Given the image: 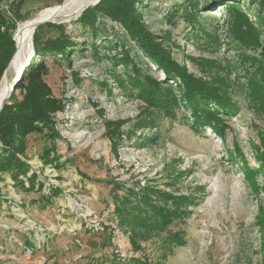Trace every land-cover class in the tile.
Returning a JSON list of instances; mask_svg holds the SVG:
<instances>
[{"label": "rangeland", "instance_id": "374dc122", "mask_svg": "<svg viewBox=\"0 0 264 264\" xmlns=\"http://www.w3.org/2000/svg\"><path fill=\"white\" fill-rule=\"evenodd\" d=\"M197 1L195 24L184 16L188 0H142L137 8L189 74L231 85L237 113L218 114L223 135L196 128L180 103L147 102L140 89L149 84L146 77L164 89L158 98L170 89L179 101L182 86L168 80L116 21L100 17L94 33L73 17L35 33L40 48L62 35L50 25H63L70 44L65 57L39 53L34 45L18 81L43 64L35 83L49 112L21 128L15 119L16 152L0 141V160L12 153L22 167L0 169V264H264V95L260 103L247 96L248 80L264 63V35L260 48H247L228 23L237 3L261 28L256 18L264 15V0H219L208 8L213 0ZM61 4L24 0L20 17L6 0L0 9L14 24L15 38L22 23ZM204 32L214 43L207 45ZM126 52L134 64L117 62ZM17 72L13 68L8 80ZM16 86L6 103L22 117L30 84ZM130 200L141 202L150 224H160L165 212H188L165 231L143 233L119 217ZM175 233L183 235V246L166 242Z\"/></svg>", "mask_w": 264, "mask_h": 264}, {"label": "trees", "instance_id": "16d2710c", "mask_svg": "<svg viewBox=\"0 0 264 264\" xmlns=\"http://www.w3.org/2000/svg\"><path fill=\"white\" fill-rule=\"evenodd\" d=\"M4 1L5 0H0V4ZM6 1L10 11L13 12V15L15 17H20L19 13L24 0ZM57 1L63 3L65 0ZM188 1L190 2L188 3L190 10L188 7L184 16L189 24H195L197 23L196 14L198 10V1ZM217 2H219V0H213L212 2L206 3L204 7H212L216 5ZM141 3H143L142 0H102L98 5L84 11L83 14L75 20V23H79L82 25L81 28H89L95 33L94 30H97L98 28L96 23L99 21L100 17H107L112 21H116L124 28L127 34H129V36L136 41L140 50H142V52L149 57L159 69H162L165 72L168 80H172L174 82L178 81L182 86L181 90L183 94H181L179 101L177 100V97H173L169 94L170 89H166V91H168L167 95L160 96L158 98V93H161V90L164 89L160 87L158 82H154L152 78L146 77L149 84L142 82L140 89H142L141 93H143L146 97L145 99L147 102L151 105H158L161 107H171L173 105L178 107L181 104L191 110L194 126H196V128L206 125L216 134L223 135L225 133L226 126H223L225 125L223 119L217 118L218 114L221 112L228 113L230 115L237 113V106L233 101H231L228 95V89L230 90L231 85L224 83L223 81L221 82L220 80H213L210 83L198 80L193 75L189 74L183 65L175 62L170 53V46H163L164 42L163 44L159 43L157 41L158 38L154 37L149 32L143 21V17L137 8V5ZM256 19L261 28H258V26H256L247 15H244L243 12L240 11L239 4L233 3L228 23L234 37L247 48H253L252 46L255 44L256 47L253 49L261 47V45H258V41H261V36L264 35V15L259 16ZM50 26L59 29L62 34L61 37L54 40H47L44 42L43 46L39 48V43H41L40 38L38 34H35V49L39 51V53H58L65 57L67 54L66 46L70 44L69 40L62 38L65 32V26ZM13 29L14 24L7 18L6 13L0 9V82L3 79L5 71L16 52V45L13 40ZM38 30L39 28L35 33H37ZM204 35L205 37H208L206 40L207 45H209L211 41L214 43V36H211L210 33L207 32H204ZM166 38L168 40L171 39L170 33H167ZM123 57V59H118L117 62L134 64L133 60H130L128 52L124 53ZM42 67L43 64H40V66L38 65L37 67L32 68L26 74L23 82L18 83L16 86V89L18 90L19 88H22L26 82H29L30 84V87H28L30 100L28 99L27 101L28 106L24 107L22 117L20 115H16V112L14 113L12 108L8 106L7 103L4 105L3 110L0 113V141L7 147L6 150L16 152L14 149L15 144L13 139L17 135L15 128L16 118L18 120L21 119L23 122V125L20 126L21 128L24 125H32L38 119L48 117L47 114L49 111L46 109V105L49 101H46L45 97L44 99L42 97L43 87L40 84L35 83V81L39 79V73ZM136 78H139V74H136ZM117 80L122 84L123 80L121 81L119 78ZM134 80L135 79L132 81L133 84L136 83ZM247 88V96L250 97V100L252 102L260 103V100L262 99L261 97L264 95V63L255 67L254 76L248 80ZM208 105H211V108H209ZM212 105L214 106L212 107ZM169 115H171V113H169ZM171 116H174V113ZM11 155L12 156H9V158H1L0 169L2 171H9L14 168L22 171V167L15 164L14 155L12 153ZM248 176L253 175L248 174ZM253 188L257 189L255 184ZM145 200L148 201V198ZM189 201L186 205L192 206L193 202ZM127 204H130V202ZM140 205L141 202L131 201L129 207L119 208L124 211L123 213L121 212L122 214H119V217L122 219L124 225L130 226L133 230L143 233H151L153 229H162V231H165L170 224L177 219H181L188 212V210L184 211L183 209H178L174 212H165V214L161 215L160 224L159 221H157V224H150L147 219L143 217L146 209L141 208ZM166 242L168 244H174L176 247L183 246L185 243L183 235L178 233L168 236L166 238Z\"/></svg>", "mask_w": 264, "mask_h": 264}, {"label": "bare ground", "instance_id": "6f19581e", "mask_svg": "<svg viewBox=\"0 0 264 264\" xmlns=\"http://www.w3.org/2000/svg\"><path fill=\"white\" fill-rule=\"evenodd\" d=\"M98 0H67L59 7H53L44 10L32 20L22 23L15 35L16 45L18 48L17 54L13 58L6 74L0 82V107L11 96L12 93V80H8L9 72L15 68L18 69L16 76L22 72L23 68L29 62V55L32 53L33 36L35 34V24L41 21H51L52 23L59 22L61 19L73 16L74 19L80 17L85 7H89L97 3ZM77 20V19H76ZM26 70V69H25Z\"/></svg>", "mask_w": 264, "mask_h": 264}, {"label": "water", "instance_id": "95a60500", "mask_svg": "<svg viewBox=\"0 0 264 264\" xmlns=\"http://www.w3.org/2000/svg\"><path fill=\"white\" fill-rule=\"evenodd\" d=\"M66 1H67V0H65L61 5H63ZM101 1H102V0H98L97 3H95V4H93V5H90L89 7H85V9L83 10V12L86 11L87 9H89V8H93L94 6L98 5ZM82 14H83V13H82ZM82 14H81V15H82ZM81 15H80V16H81ZM72 18H73V16L65 17V18H63V20L61 19V21H59V22H57V23H55V22H53V23H55V24H60V23H63V22L70 21ZM48 23H52V22H51V21H41V22H37V23L35 24V29L37 30V29L40 28L42 25H44V24H48ZM35 32H36V31H35ZM34 35H35V34H34ZM13 40H14L15 45H16V40H15V38H14ZM33 48H34V36H33ZM17 51H18V48H17V45H16V52H15L13 58H14L15 55L17 54ZM13 58H12V60H13ZM12 60L10 61L9 66H10ZM9 66H8L7 69H6L5 74H6L7 70H8V68H9ZM5 74H4V75H5ZM19 75H20V76H18L17 78H15V79L13 80V83H12V88H13V90H15V86L17 85L18 81H19L20 78L22 77V75H23V71L20 72ZM3 77H4V76H3ZM9 98H10V97H9ZM9 98H8V99H9ZM8 99H7V100L1 105V107H0V113H1V111L3 110V107H4V105L6 104V102L8 101Z\"/></svg>", "mask_w": 264, "mask_h": 264}]
</instances>
